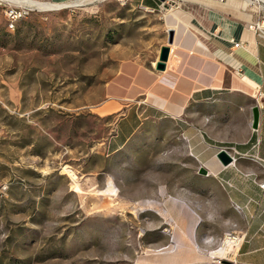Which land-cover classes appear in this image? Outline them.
<instances>
[{
    "label": "rangeland",
    "instance_id": "374dc122",
    "mask_svg": "<svg viewBox=\"0 0 264 264\" xmlns=\"http://www.w3.org/2000/svg\"><path fill=\"white\" fill-rule=\"evenodd\" d=\"M39 1L68 6H34L10 30L0 5V264L192 260V246L160 252L177 236L163 202L195 190L175 123L145 120L110 152L115 119L99 108L121 59H157L163 10Z\"/></svg>",
    "mask_w": 264,
    "mask_h": 264
},
{
    "label": "crops",
    "instance_id": "0c3cea01",
    "mask_svg": "<svg viewBox=\"0 0 264 264\" xmlns=\"http://www.w3.org/2000/svg\"><path fill=\"white\" fill-rule=\"evenodd\" d=\"M161 1L134 2L163 10L164 29L173 30L164 69L153 68L156 59L118 62L99 106L115 119L106 149L122 148L145 120H173L181 154L193 161L195 190L163 202L177 236L160 252L192 246L193 259L182 264H218L211 257L222 254L212 249L233 230L243 239L221 261L264 264V1ZM219 149L231 156L228 164L219 162Z\"/></svg>",
    "mask_w": 264,
    "mask_h": 264
},
{
    "label": "built area",
    "instance_id": "2783aa9c",
    "mask_svg": "<svg viewBox=\"0 0 264 264\" xmlns=\"http://www.w3.org/2000/svg\"><path fill=\"white\" fill-rule=\"evenodd\" d=\"M0 5L2 6V14L5 21V26L7 29H13L15 23L26 17L30 11L33 10L34 6H29L26 4L11 3L5 0H0ZM258 26V24H257ZM238 42H233V46L237 47ZM259 187L264 188V181L260 182ZM243 239V234L233 230L223 232L217 239V243L212 251H219L222 255H213L211 258L215 263H219L220 260L224 259L223 254L227 253L230 249L235 248Z\"/></svg>",
    "mask_w": 264,
    "mask_h": 264
},
{
    "label": "water",
    "instance_id": "95a60500",
    "mask_svg": "<svg viewBox=\"0 0 264 264\" xmlns=\"http://www.w3.org/2000/svg\"><path fill=\"white\" fill-rule=\"evenodd\" d=\"M172 39H173V30L171 28L166 29V45H163L160 47L159 49V53H158V57L156 59V61H154L153 63V68L155 70H163L164 69V62L167 58V54L169 51V47L168 45L172 43ZM256 120H257V111L255 109V107L252 108V127H255L256 125ZM216 157L218 158L219 162L222 165H226L231 161V156L224 150V149H219ZM197 172L200 174H205L206 171L204 168H202L201 166L198 167Z\"/></svg>",
    "mask_w": 264,
    "mask_h": 264
},
{
    "label": "bare ground",
    "instance_id": "6f19581e",
    "mask_svg": "<svg viewBox=\"0 0 264 264\" xmlns=\"http://www.w3.org/2000/svg\"><path fill=\"white\" fill-rule=\"evenodd\" d=\"M8 2H12V3H19V4H26V5H29V6H35L37 7V9H60V8H63L65 6H68L64 3H59L57 1L55 2H45V1H39V0H7ZM264 1V0H263ZM83 2H88V0H84V1H81V2H74V5H79V4H82ZM264 24V23H263ZM164 215V213L162 214ZM219 255V254H217Z\"/></svg>",
    "mask_w": 264,
    "mask_h": 264
}]
</instances>
